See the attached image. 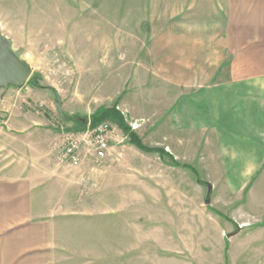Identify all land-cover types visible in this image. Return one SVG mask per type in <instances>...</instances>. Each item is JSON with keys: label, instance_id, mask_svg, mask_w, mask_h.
Listing matches in <instances>:
<instances>
[{"label": "rangeland", "instance_id": "374dc122", "mask_svg": "<svg viewBox=\"0 0 264 264\" xmlns=\"http://www.w3.org/2000/svg\"><path fill=\"white\" fill-rule=\"evenodd\" d=\"M0 19L14 40L13 48L22 50L33 66L27 89L49 97L40 100V107L30 101L26 107L19 98L27 99L28 92L16 96L10 87L17 107L25 106L33 117L45 116L51 129L69 134L79 133L66 131L74 129L77 121L59 118L55 95L48 87L59 96L63 113L73 119L89 120L97 110L116 106L143 146L166 153L169 148L163 136L171 100H165L162 77L150 75L142 65L169 62L140 60L146 53L161 57L187 53L192 70L187 79L193 83L188 95L204 85L223 84L230 54L248 50L264 59V0H0ZM195 23L204 27L203 43L187 44L195 43L186 30ZM53 28L58 31L49 36ZM212 47L227 59L208 79L200 74L201 62L192 58ZM33 81L38 87L30 84ZM104 122L111 126L109 154L93 165L109 169L103 184L92 187L95 193L86 198L98 201L107 192L112 199L109 207L115 210L122 180L124 191L134 196V204L119 207L130 215L133 208L132 214L139 218L140 264H264V171L250 187L228 194L218 183V173L205 169L217 160L212 157L217 148L211 141L204 144L202 138H191L183 157L177 159L178 164L192 166L197 177L159 153L140 151L115 123ZM53 139L52 135H11L3 141L8 159L20 164L41 158V149L35 145H48ZM45 147L48 151L53 148ZM54 148L59 156V147ZM85 152L93 151L84 148L81 158ZM209 179L218 186L216 190L211 189ZM68 224L81 231L99 228V221ZM106 225L115 228L114 221ZM69 243L70 239L65 245Z\"/></svg>", "mask_w": 264, "mask_h": 264}, {"label": "crops", "instance_id": "0c3cea01", "mask_svg": "<svg viewBox=\"0 0 264 264\" xmlns=\"http://www.w3.org/2000/svg\"><path fill=\"white\" fill-rule=\"evenodd\" d=\"M193 26L186 30H190L189 39L193 38L195 43L187 44L203 43V25ZM54 29L49 36L57 33L58 29ZM0 32L14 44L3 19ZM206 49L192 61L201 62L200 74L209 79L227 58L218 49ZM20 52L25 60L23 51ZM230 55L225 82L201 86L192 95H188L193 83L187 79L191 70L187 53H164L161 57L149 52L140 59L169 62L156 67L151 63L142 65L143 69L148 67L150 75L153 72L162 77L165 100H171L164 126L163 141L169 148L165 157L178 163L191 138H202L204 144L211 141L217 148L212 157L217 160L205 169L218 173V183L228 194L250 187L256 175L264 171V59L248 50ZM27 63L32 71L33 66ZM14 89L16 96L28 92L27 99L19 98H23L26 107L28 101L39 103L36 105L40 107L43 97L49 99L40 90H28L26 83ZM11 91L9 88L0 92V264H77L79 260L81 264H140L138 215L134 217L133 208L130 215L127 210L123 212V206L119 207L133 205L134 196L124 191L121 180L118 185L122 190L114 199L115 210L109 207L112 199H108L107 192L100 194L98 201L88 200L86 197L95 193L92 187L103 184L109 166L95 167L93 152L84 153L80 167L62 163L54 147H60L68 133L51 129L45 116L33 117L25 106L17 107ZM11 135H52L54 139L48 145H35L37 150L41 149V158L17 164L8 159L9 150L3 141ZM45 146L53 148L48 151ZM209 181L211 189L216 190L218 186ZM77 220L99 221V228L81 231L68 224ZM109 220L115 222L114 229L106 225ZM69 239L70 243L65 245Z\"/></svg>", "mask_w": 264, "mask_h": 264}, {"label": "built area", "instance_id": "2783aa9c", "mask_svg": "<svg viewBox=\"0 0 264 264\" xmlns=\"http://www.w3.org/2000/svg\"><path fill=\"white\" fill-rule=\"evenodd\" d=\"M111 126L107 122L99 124L84 132L66 134L64 142L59 147V157L62 163L77 168L81 163L84 148L93 151L96 160L107 158L110 150L109 133Z\"/></svg>", "mask_w": 264, "mask_h": 264}, {"label": "water", "instance_id": "95a60500", "mask_svg": "<svg viewBox=\"0 0 264 264\" xmlns=\"http://www.w3.org/2000/svg\"><path fill=\"white\" fill-rule=\"evenodd\" d=\"M31 75L30 65L22 59L21 52L13 48L12 42L0 32V90L4 92L10 87H22ZM51 88V87H49ZM55 92V107L58 116L63 121H69L70 116H66L62 111V102ZM210 190V187H208ZM209 200H206V204Z\"/></svg>", "mask_w": 264, "mask_h": 264}, {"label": "trees", "instance_id": "16d2710c", "mask_svg": "<svg viewBox=\"0 0 264 264\" xmlns=\"http://www.w3.org/2000/svg\"><path fill=\"white\" fill-rule=\"evenodd\" d=\"M31 85L36 86L35 81L30 82ZM48 90L52 91L55 95V92L51 89V88H47ZM76 120L77 121V125L75 126L74 129H67L66 131H74V132H84L87 130V127L89 129H93L95 127H97L99 124L103 123L106 120H111L113 123H115L120 129L121 131L128 136L129 138V143L133 146H135L137 149H139L142 152L145 153H159L161 154L163 157L166 156V152L164 150L161 149H156V148H146L145 146L142 145L141 140L132 132V130L129 128V126H127V124L124 121V117L123 115L117 110L116 106H113L111 108L108 109H99L97 110L92 116L89 117L88 119H79V118H70V121ZM88 121H90L89 125L87 124ZM88 125V126H87ZM171 161H173V165L175 167H180L182 169H188L190 170L195 176L198 177V173L197 171L192 167V166H188V165H182V164H178L176 163L172 157H169ZM217 215H219L220 217L227 219L224 215L220 214L219 212H216Z\"/></svg>", "mask_w": 264, "mask_h": 264}, {"label": "bare ground", "instance_id": "6f19581e", "mask_svg": "<svg viewBox=\"0 0 264 264\" xmlns=\"http://www.w3.org/2000/svg\"><path fill=\"white\" fill-rule=\"evenodd\" d=\"M135 127V126H134Z\"/></svg>", "mask_w": 264, "mask_h": 264}]
</instances>
